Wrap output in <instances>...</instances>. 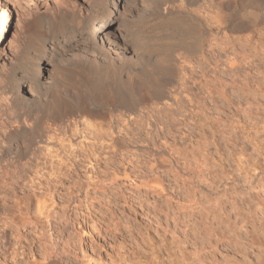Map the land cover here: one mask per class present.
<instances>
[{"label": "rangeland", "instance_id": "rangeland-1", "mask_svg": "<svg viewBox=\"0 0 264 264\" xmlns=\"http://www.w3.org/2000/svg\"><path fill=\"white\" fill-rule=\"evenodd\" d=\"M85 1L0 0V78L30 45L24 21ZM197 5L206 32L175 49L168 106L144 100L123 119L94 102L2 163L0 264H264V0ZM23 193L39 211L19 218Z\"/></svg>", "mask_w": 264, "mask_h": 264}, {"label": "bare ground", "instance_id": "bare-ground-1", "mask_svg": "<svg viewBox=\"0 0 264 264\" xmlns=\"http://www.w3.org/2000/svg\"><path fill=\"white\" fill-rule=\"evenodd\" d=\"M199 1L86 0L87 6L79 11L58 7L50 13H33L21 32L31 46L21 47L0 78V166L21 164L37 141L38 127L55 133L62 123L86 116L94 102L115 105V113L123 119L147 100L168 106L172 99L163 78L173 74L175 49L191 54L206 32L194 9ZM216 1L224 7L232 0ZM8 25L7 13L1 10L0 41ZM0 190L13 188L0 181ZM18 197L13 205L19 218L38 213L32 196ZM256 209L262 211L259 205ZM261 241L257 236L254 244Z\"/></svg>", "mask_w": 264, "mask_h": 264}, {"label": "clouds", "instance_id": "clouds-1", "mask_svg": "<svg viewBox=\"0 0 264 264\" xmlns=\"http://www.w3.org/2000/svg\"><path fill=\"white\" fill-rule=\"evenodd\" d=\"M37 2H41V0H37Z\"/></svg>", "mask_w": 264, "mask_h": 264}]
</instances>
